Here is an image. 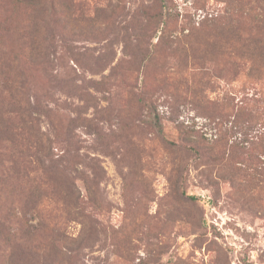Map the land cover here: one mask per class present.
<instances>
[{
  "label": "rangeland",
  "instance_id": "1",
  "mask_svg": "<svg viewBox=\"0 0 264 264\" xmlns=\"http://www.w3.org/2000/svg\"><path fill=\"white\" fill-rule=\"evenodd\" d=\"M0 264H264V0H0Z\"/></svg>",
  "mask_w": 264,
  "mask_h": 264
},
{
  "label": "trees",
  "instance_id": "2",
  "mask_svg": "<svg viewBox=\"0 0 264 264\" xmlns=\"http://www.w3.org/2000/svg\"><path fill=\"white\" fill-rule=\"evenodd\" d=\"M41 139H42V138H41ZM41 139L38 138V140H39L38 142H39V143H41V141H40ZM39 153H40V152H39ZM48 171H50V173H53V172H54V173H58V172H59V169H58L57 167H55V166H51V167L48 169Z\"/></svg>",
  "mask_w": 264,
  "mask_h": 264
}]
</instances>
